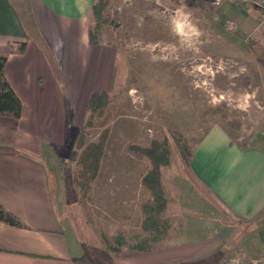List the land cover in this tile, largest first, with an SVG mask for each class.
Segmentation results:
<instances>
[{"label": "crops", "instance_id": "obj_1", "mask_svg": "<svg viewBox=\"0 0 264 264\" xmlns=\"http://www.w3.org/2000/svg\"><path fill=\"white\" fill-rule=\"evenodd\" d=\"M96 1L0 0V55L23 105L19 119L0 115V204L24 225L0 222V264H95L89 239L69 216L61 164L76 146L91 95L116 88L117 50L89 38ZM261 66L256 86L264 101ZM258 131L241 145L225 127L210 129L192 150L189 187L173 179L176 224L166 217L171 228L153 250L125 247L110 253V264H222L243 246L264 264V125ZM165 192L167 215L166 185ZM92 229L95 243L106 246Z\"/></svg>", "mask_w": 264, "mask_h": 264}, {"label": "rangeland", "instance_id": "obj_2", "mask_svg": "<svg viewBox=\"0 0 264 264\" xmlns=\"http://www.w3.org/2000/svg\"><path fill=\"white\" fill-rule=\"evenodd\" d=\"M110 1L112 21L101 40L118 53L116 88L110 94L118 108L101 179L95 181L90 201L94 219L108 237L118 229L139 232L135 230L137 204L150 201L146 192L134 193L132 185L146 174L150 162L138 160L127 150L128 145L150 146L156 140L169 143L171 164L163 173L170 212L164 217L176 224L173 179L180 178L189 187L179 147L192 151L216 126L225 127L234 140L247 145L264 125V101L259 99L261 94L257 96L256 86L257 71L264 65V15L260 9L244 0ZM93 22L92 14L91 25ZM101 133L98 126L88 129L87 143L98 141ZM76 161L75 146L61 164L69 216L81 238L89 239L93 262L102 264L106 256L110 264L111 251L93 240V226L74 192ZM184 197L192 201L189 194ZM243 248L235 254L243 264H251Z\"/></svg>", "mask_w": 264, "mask_h": 264}, {"label": "trees", "instance_id": "obj_3", "mask_svg": "<svg viewBox=\"0 0 264 264\" xmlns=\"http://www.w3.org/2000/svg\"><path fill=\"white\" fill-rule=\"evenodd\" d=\"M110 3V0H97L93 6L94 22L89 29L92 45L101 44V34L109 31L107 25L112 21L108 11ZM6 62L7 57L0 55V115L19 119L22 115L23 105L5 77ZM117 108L116 98L109 93L99 92L91 95L88 106L89 116L76 143L77 161L73 185L79 196V203L87 213L89 222L101 236L109 251L119 253L127 246L134 251H151L171 228L169 220L164 217L168 208V201L163 182V169L171 164V151L167 140L153 141L150 146L130 144L127 148L138 160L150 162L146 174L141 179V189L149 195L150 201L138 204L143 215L139 232L129 234L119 229L112 237H108L96 223L92 214L93 210L90 207L94 184L101 169L107 141L111 133V123ZM98 120L100 122L97 124ZM97 126L102 130L99 140L87 143L86 131ZM179 150L182 161L188 169L192 151L182 146L179 147ZM0 222L13 227L24 226L17 216L6 210L1 204Z\"/></svg>", "mask_w": 264, "mask_h": 264}, {"label": "built area", "instance_id": "obj_4", "mask_svg": "<svg viewBox=\"0 0 264 264\" xmlns=\"http://www.w3.org/2000/svg\"><path fill=\"white\" fill-rule=\"evenodd\" d=\"M245 3L249 6H254L260 9L264 15V0H244ZM222 264H243L242 259L238 254H233L227 257ZM251 264H262V259L252 258Z\"/></svg>", "mask_w": 264, "mask_h": 264}]
</instances>
